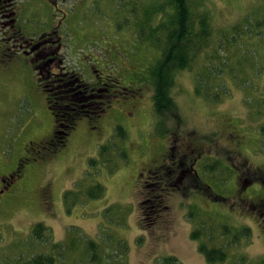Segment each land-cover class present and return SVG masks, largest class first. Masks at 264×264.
I'll use <instances>...</instances> for the list:
<instances>
[{
	"label": "rangeland",
	"instance_id": "rangeland-1",
	"mask_svg": "<svg viewBox=\"0 0 264 264\" xmlns=\"http://www.w3.org/2000/svg\"><path fill=\"white\" fill-rule=\"evenodd\" d=\"M163 1L16 0L15 4L19 24L29 33L49 27L52 8L57 6L69 13L65 37L67 43H74V52L104 56L105 62L89 63L114 72L120 85L127 87L135 86L137 78H148V70L160 57V46L140 41L136 22L144 18L143 8L161 6ZM193 2L201 3L208 12L214 33L209 48L193 67L177 75L172 95L183 120L182 131L196 132L207 148L198 170L212 191L201 195L196 189L179 190L169 185L162 190L150 184L156 178H150L146 170L157 165L165 168L163 161L168 158L164 157L167 140L155 129L149 84V92L145 89L146 98L139 104L142 109L131 107L135 98H122L96 120L78 121L64 147L50 158L28 165L14 193L13 188L0 193V261L15 264L19 256L48 250L40 244L30 247L26 241L37 223L49 228L53 242L64 241L70 227L95 241L112 244V249L122 240L128 250L125 264H157L169 256L182 264H208L191 233L203 227L205 233L217 236L220 228L216 225L225 222L239 229L249 227L252 234L250 239L243 237L229 247L230 256L224 264H257L264 257V215L259 216L256 210L250 213L237 199L236 188L242 182L238 183L236 176L241 170L236 169L235 161H229L231 144L227 140L228 134L235 132L243 141L240 153L248 156L252 168L257 165L264 169V143L259 132L264 125V67L259 72L264 62V38L247 40L242 36L235 43L231 34H224L247 17L263 15L264 0ZM153 18L155 26L163 13L162 18ZM225 37L230 39L229 48ZM82 63L72 65L79 68ZM204 65L210 68L211 78H224H217V87L223 83L228 87L220 103L195 93L196 77ZM31 73L30 65L5 67L0 61V175L16 167L28 142L47 138L53 130L54 118ZM92 73L83 72L86 79H91ZM117 127L122 129L121 135ZM213 133L217 137L210 143L207 137ZM101 146H107L102 153ZM236 157L239 160L242 156ZM90 159L96 163L90 165ZM145 182H149V188H143ZM96 184L103 186L104 195L88 198V190ZM252 190L244 194L258 204L264 193L258 188V192ZM141 191L146 195L149 192V198L156 197L152 199L156 207L149 209V217L140 210ZM210 194L221 199H213Z\"/></svg>",
	"mask_w": 264,
	"mask_h": 264
},
{
	"label": "trees",
	"instance_id": "trees-1",
	"mask_svg": "<svg viewBox=\"0 0 264 264\" xmlns=\"http://www.w3.org/2000/svg\"><path fill=\"white\" fill-rule=\"evenodd\" d=\"M163 5H155L151 9L143 8L144 18L140 19L137 23V32H139L141 42H149L160 46V57L156 63L148 70V78L143 81H149L152 90V107L156 117L155 129L157 132L170 138L173 135H185L186 132L182 131L183 120L179 115L178 104L175 101L172 90L175 86L177 75L187 69H191L196 63L197 58L210 46V42L214 33V27L211 23V18L208 12L203 8L201 3L194 4L193 0H165ZM163 13V18H162ZM153 16L162 18L155 26L152 25L154 21ZM227 33L231 34L237 40L245 36L249 39L253 37L264 38V14L256 18L247 17L243 23L237 24L230 29V32L224 31L225 36ZM225 37V38H226ZM248 40V39H247ZM156 41V42H155ZM230 39L226 38L229 48ZM234 44V43H233ZM232 44V45H233ZM240 48V47H239ZM248 57V56H246ZM261 60V57L259 58ZM264 60V48H263ZM264 62H261L259 72L262 71ZM200 74H197L195 83V93L212 103H220L221 99L226 96L227 86L223 84L222 87H217V78L223 79L220 76L211 78L210 68L203 66ZM232 71V68H229ZM224 73V70H223ZM201 76V77H199ZM211 78V79H209ZM141 80H139L140 82ZM250 83L251 80L249 81ZM244 83V82H243ZM246 83V81H245ZM252 86L249 87L251 91ZM46 105L54 118L53 136H57L58 140L49 147L46 154H42V158L32 156L33 159L43 160L50 158L57 153L66 144L67 136L74 130L80 116L77 113H72L69 110L59 112L52 109L48 94L46 95ZM259 99H257L258 101ZM262 100V98H261ZM256 101V103H257ZM261 102V101H260ZM263 105V101L261 102ZM261 103L260 106H261ZM117 134H122V129L117 127ZM261 140L264 143V125L259 128ZM182 133V134H181ZM217 134L213 133L207 137L208 142L213 143ZM107 146H101L100 153L105 151ZM207 152H205L206 154ZM29 154V149H25V154ZM226 157L224 153L221 155ZM35 162V161H34ZM94 159L89 160L90 165H94ZM18 169V167H17ZM196 189L201 195L207 192L206 186L199 185ZM142 190V188H140ZM70 194L69 191L66 192ZM104 195V188L101 184L92 186L88 192L87 197L98 199ZM144 197V192L141 191V196ZM214 195V196H212ZM213 199H221L215 194H210ZM156 198V197H154ZM161 199L159 200V202ZM247 211L254 213L252 207L245 206ZM151 209V208H149ZM151 211L146 212L149 217ZM259 215V212L256 210ZM143 213V212H142ZM201 226V225H199ZM220 228V234L213 236L204 232L203 227H197L191 233V239L199 241L198 251L201 253L208 264H224L228 261L230 256L229 247L235 246L238 241L245 237L250 239L251 230L249 227L236 228L227 223H218L216 225ZM216 226L214 228H216ZM73 227L67 230V238L62 242H53L49 228L42 223L35 224L28 237L27 242L30 247L35 244H40L48 248L47 251L30 254L27 257L19 256L14 262L15 264H65L66 262L73 261V264H125L123 259L128 250L124 241H118L112 249L108 244L101 241H95L85 235H82L78 229L72 231ZM216 240L220 241L219 244ZM119 255L120 259H116ZM0 264H5L0 261ZM157 264H182L177 258L169 256L165 257ZM241 264H246L242 261ZM257 264H264V257L257 262Z\"/></svg>",
	"mask_w": 264,
	"mask_h": 264
},
{
	"label": "flooded vegetation",
	"instance_id": "flooded-vegetation-1",
	"mask_svg": "<svg viewBox=\"0 0 264 264\" xmlns=\"http://www.w3.org/2000/svg\"><path fill=\"white\" fill-rule=\"evenodd\" d=\"M15 3L16 0H0V43H3L0 46V61H3L5 67L30 65L31 75L36 80L39 90L44 93L45 99L48 94L52 109L59 112L69 110L72 113H77L80 120L86 119L89 122L106 113L114 103L122 98H135L131 107L137 110L142 109L141 102L146 98H144L145 89L149 92V81H143L145 77L137 78L135 86H121L119 77L114 72L104 67L98 69L89 63L105 62L104 56L80 51L74 52V43H67L65 37L68 31L69 13L67 14L56 6L52 8L54 10L49 27L39 33H29V31H24L19 24L20 13ZM72 62L84 63H82L83 66L75 68ZM86 71L93 72L91 79H86L84 76L83 72ZM139 80L141 81L139 82ZM147 98L149 97L147 96ZM140 103L141 105H139ZM52 135L53 132L47 138L28 142L24 146V149L28 147L29 154L23 156L24 151V154L18 159L16 167L12 171L0 175L2 194L12 188V192H15L20 180L28 171L27 166L37 161L32 156L42 158V154H46L52 143L58 140L57 136L52 137ZM165 138L167 147L164 157L168 159L163 162L169 166L166 167V165L163 168L161 165H157L152 170H146L145 173L150 178H156V181L154 183L150 181V184L153 187H161L162 190L172 185L179 190L187 191L200 188L199 185L203 184L206 186L205 189L210 190L209 184L203 183L198 170V166H201L204 154L207 152L199 135L193 131L187 132L185 135H173L170 138ZM227 140L231 144L228 150L229 161L232 163L235 161L236 169L241 170L238 177L236 176L238 183L242 182V186L236 188L237 199L241 201V205L257 210L259 216L264 215V198L256 204L250 202L244 194L249 189H253L252 192H258L257 188L264 193V169L257 165L252 168L248 156H243L240 153L239 149L243 141L235 132L229 133ZM237 155L242 157L238 160ZM143 188H149V182H145ZM147 195L144 193L142 201H139L140 210L145 214L149 208L156 207L152 200L154 196L151 195L149 198Z\"/></svg>",
	"mask_w": 264,
	"mask_h": 264
}]
</instances>
